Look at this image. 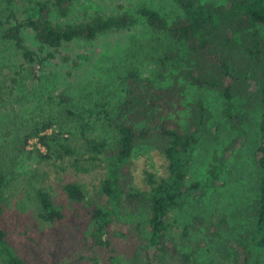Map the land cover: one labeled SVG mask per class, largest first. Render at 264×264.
Listing matches in <instances>:
<instances>
[{
    "label": "trees",
    "instance_id": "16d2710c",
    "mask_svg": "<svg viewBox=\"0 0 264 264\" xmlns=\"http://www.w3.org/2000/svg\"><path fill=\"white\" fill-rule=\"evenodd\" d=\"M73 1L36 2L23 26L32 31L39 45L53 48L60 42L91 41L106 32L130 28L139 19L152 32L167 36L171 46L156 57L161 74L154 80L141 77L135 67H129L119 77L123 97L115 115L106 117L107 126L114 133L111 143L102 137L84 138L77 151L59 142L55 134L45 135L50 127L45 122L22 136V148L34 138L44 147L45 153L39 155L43 161H70L69 167L80 173L99 166L104 170L97 198L93 200L75 182L60 187L66 205L54 202L46 190L36 189L37 218L56 226L69 221L71 214L81 227L82 253L78 260L86 264H159L162 257L172 260L171 264H201L196 257L202 248L211 253L217 264H263L260 251L264 247V0H226L224 5L172 0L180 14L170 23L157 12L141 7L135 12L137 18L121 14L52 24L50 14L64 18ZM18 34V27H13L2 31L1 38L13 40L22 50ZM240 58L248 60L256 70L240 66L237 63ZM166 79L170 84L161 86L159 82ZM185 84L217 93L226 105L221 108V116L232 136L244 122L248 129L246 115L252 105L257 103L260 107L258 143L252 153L256 195L249 206V227L218 243L221 231L225 230L223 219L213 221L196 216L183 226L176 239L171 234L169 214L219 187L224 162L231 151L241 147L242 136L236 134L224 148L223 156L213 158L202 180L187 182L195 147L204 133H210L206 129L210 114L202 101L197 100L188 105L189 123L185 127L179 124L176 111ZM237 99L244 102L235 105L233 101ZM232 104L244 112L243 118L230 115ZM152 134L160 142L165 175L144 172L141 185H137L129 174V160L136 143L146 141ZM2 183L0 171V263L26 264L2 225ZM136 215L143 217L145 236H141L139 224L133 222ZM188 229L201 235L191 251L183 249ZM123 236L127 238L124 245L128 252L119 254L114 240Z\"/></svg>",
    "mask_w": 264,
    "mask_h": 264
},
{
    "label": "rangeland",
    "instance_id": "374dc122",
    "mask_svg": "<svg viewBox=\"0 0 264 264\" xmlns=\"http://www.w3.org/2000/svg\"><path fill=\"white\" fill-rule=\"evenodd\" d=\"M39 1L50 0H0L2 225L26 264H86L78 260L82 253L81 227L72 220L71 214L69 221L56 226L42 223L36 216L34 191L44 189L54 202L66 205L60 187L75 182L82 186L87 198L93 200L97 198L95 194L104 170L99 166L88 173H80L69 167L70 161H43L39 155L45 153L44 147L34 138L22 148V136L45 122L50 125L45 135L55 134L59 142L69 144L77 151L84 138L102 137L111 143L114 133L107 126L106 117L115 115L123 97L119 77L129 67H135L141 77L154 80L157 74H161L155 59L171 46V41L163 34L152 32L137 19L130 28L106 32L91 41L73 39L60 42L53 48L41 46L34 40L32 31L23 26L34 4ZM199 2L224 5L226 0ZM141 7L157 12L167 23L180 14L172 0H75L64 18H57L52 12L49 19L54 25H63L84 22L95 16L127 14L137 18L135 12ZM13 27H18L22 50L13 40L1 38L2 31ZM24 52L28 55L25 56ZM237 63L256 70L243 58ZM159 84L167 86L170 81L166 79ZM197 100L202 101L210 114L206 123L210 133H204L195 147L187 182L202 180L207 166L214 157L223 156L224 148L236 138V134L242 136L243 143L227 156L219 187L174 209L169 214V221L172 236L179 239L183 226L190 224L196 216L213 221L223 219L225 230L221 231L218 243L249 227V206L256 195L252 153L258 143L260 107L257 103L252 105L245 114L248 129L244 122L232 136L221 116V108L226 105L217 93L188 84L184 86L183 98L178 101L179 124L185 127L189 123L191 110L188 105ZM243 102V99L233 101L238 106ZM234 104L229 107L230 115L243 118L244 112ZM129 161V174L137 185H141L144 172L165 175L160 142L154 134L146 141L136 143ZM133 222L139 224L141 236H145L143 217L136 215ZM200 237L193 229H188V236L183 238V249H194V242ZM126 239L123 236L114 240L119 254L128 252L124 245ZM260 253L264 264V247ZM197 254L196 260L201 264H217L204 248ZM172 262L162 257L159 264Z\"/></svg>",
    "mask_w": 264,
    "mask_h": 264
}]
</instances>
